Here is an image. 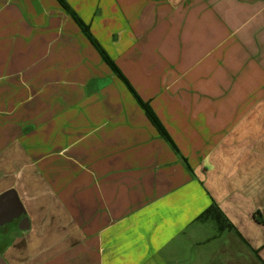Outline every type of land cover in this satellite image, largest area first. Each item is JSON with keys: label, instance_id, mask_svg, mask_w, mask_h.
Listing matches in <instances>:
<instances>
[{"label": "crops", "instance_id": "crops-1", "mask_svg": "<svg viewBox=\"0 0 264 264\" xmlns=\"http://www.w3.org/2000/svg\"><path fill=\"white\" fill-rule=\"evenodd\" d=\"M66 1L182 157L56 0H0L6 263L264 264V0Z\"/></svg>", "mask_w": 264, "mask_h": 264}, {"label": "trees", "instance_id": "trees-1", "mask_svg": "<svg viewBox=\"0 0 264 264\" xmlns=\"http://www.w3.org/2000/svg\"><path fill=\"white\" fill-rule=\"evenodd\" d=\"M58 4L62 7V9L71 17V19L77 24L83 35L86 37V39L89 41V43L95 48V50L99 53L102 60L109 66V68L113 71V73L127 86V88L130 90L131 94L134 96L137 103L140 105L142 110L145 112L148 120L152 124V126L157 130L160 137L173 149V151L180 157L181 153L179 148L177 147L176 143L172 139V137L167 132L166 128L156 115L155 111L151 107V105L148 102H145L141 99L137 91L133 88L131 83L128 81V79L123 75L115 61L109 56V54L104 50V48L100 45V43L96 40V38L92 35L90 27L86 25L82 19L77 15V13L71 8V6L67 3L66 0H56ZM184 163L186 164L187 168L191 170L187 160L183 159ZM218 208L216 206H213L211 210L206 212L201 219H204L206 217H209L210 215L217 214ZM219 221V220H218Z\"/></svg>", "mask_w": 264, "mask_h": 264}, {"label": "water", "instance_id": "water-1", "mask_svg": "<svg viewBox=\"0 0 264 264\" xmlns=\"http://www.w3.org/2000/svg\"><path fill=\"white\" fill-rule=\"evenodd\" d=\"M26 216L27 213L25 208L15 190H9L0 196V217L4 218L0 227L24 217L23 221L25 226L21 227L20 230L22 232H27L30 230L31 224ZM0 264H7L1 256Z\"/></svg>", "mask_w": 264, "mask_h": 264}, {"label": "rangeland", "instance_id": "rangeland-1", "mask_svg": "<svg viewBox=\"0 0 264 264\" xmlns=\"http://www.w3.org/2000/svg\"><path fill=\"white\" fill-rule=\"evenodd\" d=\"M99 54V53H98ZM2 58L0 56V63L2 62ZM120 80V79H119ZM121 84L128 90V92H130V90L127 88V86L120 80ZM131 93V92H130ZM132 95V94H131ZM133 96V95H132ZM134 98V96H133ZM135 99V98H134ZM138 104V103H137ZM139 105V104H138ZM140 107V105H139ZM141 108V107H140ZM142 109V108H141ZM147 117V116H146ZM11 243V237L3 235L0 233V253H2L1 251H3L2 249L5 247H8ZM189 248V246H188ZM199 252L198 250H194L191 247L188 249V252H186V254H184V256L182 258H180V254H178V259L175 260L176 263L178 264H191V261H189L190 258H197ZM180 259H182V261H180ZM196 264V263H195Z\"/></svg>", "mask_w": 264, "mask_h": 264}, {"label": "flooded vegetation", "instance_id": "flooded-vegetation-1", "mask_svg": "<svg viewBox=\"0 0 264 264\" xmlns=\"http://www.w3.org/2000/svg\"><path fill=\"white\" fill-rule=\"evenodd\" d=\"M26 217L29 219L28 215ZM23 219H24V217L20 218L19 220L12 222V223L6 224L3 227H0V233L3 235L9 236V237H10V235H12L15 232L18 234H22V231L20 230V228L25 226ZM3 220H4V218L0 217V224L2 223ZM30 224H31V222H30ZM7 248L8 247L3 248L2 249L3 251H1L2 253H0V256L4 260H5V252H6Z\"/></svg>", "mask_w": 264, "mask_h": 264}]
</instances>
